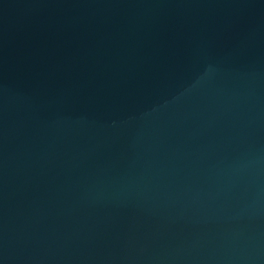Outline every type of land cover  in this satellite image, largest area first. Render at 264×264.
Returning <instances> with one entry per match:
<instances>
[{"label":"water","instance_id":"water-1","mask_svg":"<svg viewBox=\"0 0 264 264\" xmlns=\"http://www.w3.org/2000/svg\"><path fill=\"white\" fill-rule=\"evenodd\" d=\"M0 264H264V0H0Z\"/></svg>","mask_w":264,"mask_h":264}]
</instances>
